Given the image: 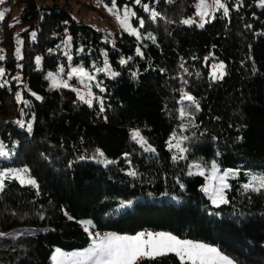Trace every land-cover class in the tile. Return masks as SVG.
<instances>
[{"label":"trees","instance_id":"obj_1","mask_svg":"<svg viewBox=\"0 0 264 264\" xmlns=\"http://www.w3.org/2000/svg\"><path fill=\"white\" fill-rule=\"evenodd\" d=\"M125 6L139 35L91 25L61 0L0 3V137L17 141L5 165L28 167L38 182L10 180L0 192V233L33 231L0 236V262L50 264L56 247L85 248L82 220L91 219L98 233L165 231L214 245L237 264H264V189L243 188L249 173L264 174V5L241 0L203 27L182 23L196 0H116L120 12ZM69 55L114 72L103 76V110L99 100L89 106L73 90L49 89L47 71L68 67ZM32 117L31 131L15 123ZM135 129L155 151L132 138ZM178 131L185 151L175 158L169 141ZM99 150L111 163L90 159ZM212 160L239 169L219 206L205 177L191 173ZM143 264L180 261L169 254Z\"/></svg>","mask_w":264,"mask_h":264},{"label":"snow or ice","instance_id":"obj_2","mask_svg":"<svg viewBox=\"0 0 264 264\" xmlns=\"http://www.w3.org/2000/svg\"><path fill=\"white\" fill-rule=\"evenodd\" d=\"M4 0H0V3H3ZM135 3L140 4L141 0H135ZM262 5H264V0H261ZM212 7H218L224 10V14H228V9L226 8L224 3H221V0H213ZM107 7V5H106ZM200 11L199 15L202 17L207 15L206 9L209 7L207 5L206 0H200V3L196 6ZM147 10V6H145ZM108 11L115 15L119 20L121 27L125 30L132 32L134 35H139L136 29L131 28L129 25V17L135 16V12H132L127 6L123 9V18L121 19L120 10L116 7V0H112V7H108ZM5 13L0 11V21L4 19ZM194 21L191 19L184 20L182 23L184 24H192ZM141 27L143 26V21H140ZM203 27V23L199 25ZM34 35V34H33ZM70 39V38H69ZM22 43V42H21ZM20 49L17 48V53L19 54ZM137 53L143 55L139 49H137ZM4 57L0 56V60H3ZM37 64L40 63V58L36 59ZM122 63H126V61H122ZM218 70L220 72V77L223 76V68L224 65L220 64ZM63 67L60 68V72H63ZM74 73H79L81 76H87L88 74L84 71L83 68L73 69ZM5 75V70L0 68V77ZM215 76V72L213 73ZM49 78L52 79L53 85L56 86V76L54 74H49ZM16 79H19L18 77ZM92 79V77H89ZM6 83V81H5ZM63 87H68L67 83L63 84ZM33 95H35L33 93ZM39 99V97H37ZM19 100L20 97L18 96ZM81 100H84V97L80 96ZM185 99L189 101H194V98L188 95H185ZM86 103L91 106L92 101L87 100ZM25 103H27L25 101ZM101 110L102 108V101ZM15 123L20 124L21 127H24L23 122L16 121ZM28 130L31 131V125L29 124ZM132 138L137 140L142 146L147 142L141 137L139 131H135L132 133ZM3 145H0L2 148ZM147 151H155L150 146L146 149ZM181 151H185L181 149ZM0 157H8V153L4 151H0ZM26 171V170H25ZM212 171H218L217 166L213 163ZM231 170L226 171L223 176L217 177L221 184L223 185L219 188L213 199V204L219 203H227V199L223 195L224 188L229 187L224 182L225 177L229 175ZM132 176H135L136 173L130 172ZM191 174V173H189ZM203 175V171L200 173ZM0 175H5L4 172H0ZM235 175V173H233ZM251 178L250 183L244 184L243 188L245 190H253L260 191L264 189V174H248ZM21 183L27 184H35L34 180H21ZM3 188V181L0 180V189ZM71 219V217H69ZM86 223V222H83ZM87 227H85V231H87ZM3 233H0V236H3ZM91 237L90 245L81 251H74L71 253H65L61 250L57 249L58 256L64 258L57 260V257L54 256L53 260L56 261V264H143L145 260L151 261L155 260L158 257L166 256L169 254L174 255L179 261L180 264H235V261L221 252V250L215 246H211L209 244L203 242H194L192 240L180 239L171 233L165 232H139L135 235H127V234H117V233H89Z\"/></svg>","mask_w":264,"mask_h":264},{"label":"rangeland","instance_id":"obj_3","mask_svg":"<svg viewBox=\"0 0 264 264\" xmlns=\"http://www.w3.org/2000/svg\"><path fill=\"white\" fill-rule=\"evenodd\" d=\"M49 1L50 0H45V2H49ZM230 1L231 0H221V3H224L226 8L228 9V14L225 15L223 9L211 6L213 4V0H206L207 5H209V7L206 9L207 15H204L203 17L201 15H199L198 12L200 11V9L197 8L196 14L194 15L193 19H191V20H193L194 23L196 22L198 25H200L201 23H203V25H204L207 21L213 20L217 15L229 17L231 15L232 10L238 9L240 7V4H241V0H234L235 3L230 6ZM61 2L62 3L65 2V5L70 7L72 9L73 13L78 18L83 19L85 22H87L91 25H95V26H98L104 30H109V31H112L113 29H116V28L117 29L121 28V24H120L119 20L116 18V16L111 14L108 11L109 6L106 7V5L103 4L100 0H61ZM199 3H200V0H196V6ZM0 11H3L4 13L6 12L5 9H2ZM18 12L19 11L17 9H15V11L13 12L14 18H17ZM120 13H121L120 18L122 19L123 18V12H120ZM129 25H130V23H129ZM131 28H133V27L131 26ZM72 59H73V57L71 55H69V64H68L69 66L68 67L61 64L58 68L49 69L47 71L46 76H47V79L49 80V89L55 90V89L67 88V89L73 90L76 93L79 101L85 102L87 100H91L92 101L91 105H93L94 102L97 100H99V102L102 101V99H103L102 94L105 92V85H104V77L103 76L113 77L115 75L114 72H111L110 68L108 67V64L94 65L91 68H87V67L83 66L82 64H74V62H72ZM61 67H63V69H64L63 72H60ZM79 68H83L84 71L88 75L87 76H81L79 73L73 72V69H79ZM50 73L54 74L56 76V86L53 85L52 79L49 78ZM89 77H92V79H89ZM64 83H67L68 87H63ZM81 95L84 97V100L80 99ZM19 97H20L19 100L22 101L23 100L22 90L19 91ZM18 121L23 122L24 127H22V128H26L27 130H28L27 126L30 124L31 130H32L33 123H34L33 117L30 118V120H26L25 118H23V119L18 120ZM183 125H182L181 129H183ZM18 126L21 127L20 124H18ZM135 131H139V130L135 129L132 131V133ZM139 133H140L141 137H143L140 131H139ZM143 139H144V137H143ZM183 142H184V138H182V136L179 134V131L177 133H175L173 135V137L170 139L169 148L172 150L175 158L179 157V153H184V151L183 152L181 151V149L185 150ZM0 145H3V147L0 148V151H4V152L8 153L7 158L0 157V172L5 173V175H0V180L3 181V188L0 189V192L5 188L7 181H10V180H16L22 185H31L34 187H38V182L34 177H32L30 175L28 167L5 165L6 161H12L13 160V157H14L15 152H16L17 141H14L13 144L10 145L7 141L6 142L3 141V139L0 137ZM149 146L153 149V146L151 144H149L148 142L145 145H143L142 147L146 150ZM89 157H90V159H92L98 163L104 164V165L111 163V160L107 156H105L100 150L94 152ZM213 163L217 166L218 171H216V172L212 171ZM228 170H231V172H229V175L227 177H225V179H224V182L227 185L230 184V179L238 177L239 169L221 168L215 160H212L208 164L193 163L192 167H191V173L200 174L201 171H203V173H204L203 176L205 177V185H204L203 189H204L205 193L209 196L211 201H212L216 191L223 186L217 177L223 176V174ZM233 173H235V175H233ZM22 179L23 180H28V179L34 180L35 184L33 185V184L21 183ZM227 189H228V187L224 188V190H223V195L225 198H226V190ZM222 204H224V203H219L218 205L217 204H214V205L219 206ZM83 222H86V223H83ZM82 223H83L84 227H87L88 233H92V234L98 233L94 230L93 220L84 219V220H82ZM30 231H32V230H27V228H18V229L11 231V232L5 233L2 237L17 238L19 235H21L25 232L28 233ZM141 232H153V231H141ZM157 232H165V231H157ZM104 233H116V232L106 231ZM104 233H101V234H104ZM165 233H170V232H165ZM117 234H119V233H117ZM127 235H129V234H127ZM172 235H174V234H172ZM174 236H176V235H174ZM176 237H178V236H176ZM178 238H180V237H178ZM180 239H183V238H180ZM186 240H191V239H186ZM192 241L200 242V241H195V240H192ZM209 245H211V244H209ZM211 246H214V245H211ZM87 247H85V248H87ZM85 248L67 251V250H64L62 248L56 247L52 253L50 264H56V261L53 260L54 256L57 257V260L64 259V258L58 256L57 249L61 250L62 252H65V253H71L74 251L84 250ZM28 259L29 260L27 261V264L33 258L31 256H29ZM0 264H6V263L4 261H1ZM235 264H237V263L235 262Z\"/></svg>","mask_w":264,"mask_h":264}]
</instances>
